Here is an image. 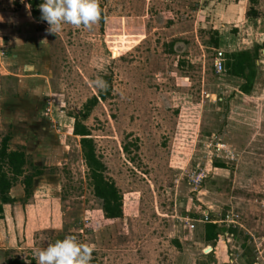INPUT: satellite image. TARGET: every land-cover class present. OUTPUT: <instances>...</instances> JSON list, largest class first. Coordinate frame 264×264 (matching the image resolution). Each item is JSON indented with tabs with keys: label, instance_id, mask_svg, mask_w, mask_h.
Returning a JSON list of instances; mask_svg holds the SVG:
<instances>
[{
	"label": "rangeland",
	"instance_id": "374dc122",
	"mask_svg": "<svg viewBox=\"0 0 264 264\" xmlns=\"http://www.w3.org/2000/svg\"><path fill=\"white\" fill-rule=\"evenodd\" d=\"M98 4L90 28L56 35L29 0H0V138L35 175L30 195L20 179L15 201L0 198V264H36L33 249L65 235L93 247L91 264H264V0ZM258 49L249 94L214 68L219 50L226 67ZM77 119L123 194L116 221L94 195Z\"/></svg>",
	"mask_w": 264,
	"mask_h": 264
},
{
	"label": "trees",
	"instance_id": "16d2710c",
	"mask_svg": "<svg viewBox=\"0 0 264 264\" xmlns=\"http://www.w3.org/2000/svg\"><path fill=\"white\" fill-rule=\"evenodd\" d=\"M32 7L33 17L41 20V13L38 5L41 0H29ZM43 21V20H41ZM216 46L219 42H215ZM261 49L264 48V42ZM259 48V49H260ZM259 49L255 53L249 51H240L233 53L226 64V71L234 76L241 77L244 83L240 89L245 93H250L253 89L254 82L258 72L257 61L259 59ZM106 97L105 94L101 96ZM95 103L98 102V97L93 98ZM94 105V104H93ZM85 118L90 113V106H86ZM75 135L81 136L80 144L83 152V158L88 168L90 184L93 188L94 195L101 201L104 215L107 220L116 221L123 217V194L121 193L116 182L109 177H106V165L102 162L96 152V146L93 138L89 137L90 130L86 124L80 120H76L74 124ZM11 137L5 135L0 138V198L2 203H10L15 201L11 196V188L22 177L26 195H30L33 186L35 175L29 174L26 165L27 158L23 151L13 150L10 146ZM224 166V164H216ZM2 206L0 204V211ZM218 224L207 222L205 224L204 239L207 242L218 239L219 230ZM19 264H24L19 262Z\"/></svg>",
	"mask_w": 264,
	"mask_h": 264
},
{
	"label": "clouds",
	"instance_id": "9594fccd",
	"mask_svg": "<svg viewBox=\"0 0 264 264\" xmlns=\"http://www.w3.org/2000/svg\"><path fill=\"white\" fill-rule=\"evenodd\" d=\"M41 20L47 31L59 35L64 25L83 26L87 29L100 19L98 0H42L38 5ZM100 91H106L107 82L102 77L92 81ZM94 249L74 235H65L42 249H33L36 264H91Z\"/></svg>",
	"mask_w": 264,
	"mask_h": 264
},
{
	"label": "built area",
	"instance_id": "2783aa9c",
	"mask_svg": "<svg viewBox=\"0 0 264 264\" xmlns=\"http://www.w3.org/2000/svg\"><path fill=\"white\" fill-rule=\"evenodd\" d=\"M214 68H215L216 72H218V73H222L226 69L225 68V59H224V56H223V52L220 51V50L217 51V54H216V56L214 58ZM204 221L205 222H217L216 220H210L207 215L205 216ZM192 227L194 228L195 225H192ZM209 248H211V250H212L211 246H209ZM256 264H258V263H256Z\"/></svg>",
	"mask_w": 264,
	"mask_h": 264
},
{
	"label": "crops",
	"instance_id": "0c3cea01",
	"mask_svg": "<svg viewBox=\"0 0 264 264\" xmlns=\"http://www.w3.org/2000/svg\"><path fill=\"white\" fill-rule=\"evenodd\" d=\"M231 75V74H230ZM233 77H235V78H240V79H242L243 80V78H241V77H237V76H234V75H232ZM244 83V81L239 85V90H241L240 89V87H241V85ZM242 91V90H241ZM243 92V91H242ZM245 93V92H244ZM247 94H249V93H247ZM11 146V145H10ZM12 149V148H11ZM20 179H22L23 180V178L21 177ZM20 179L15 183V184H17V183H19V181H20ZM21 180V181H22ZM23 183V182H22ZM13 187H14V185H13ZM12 187V188H13ZM12 188H11V190H12ZM24 191H25V189H24ZM11 193V192H10ZM26 194V193H25ZM13 197V196H12ZM3 210H1L0 211V213L2 212ZM207 222H205V224H206ZM213 223H216L217 224V222H213ZM204 231H205V225H204ZM208 246V245H207ZM209 246H211V245H209ZM212 247V246H211ZM212 250H213V247H212ZM231 259H233V258H231ZM259 261H260V259L259 258H257L256 259V261H254V264H256V263H258L259 264Z\"/></svg>",
	"mask_w": 264,
	"mask_h": 264
}]
</instances>
